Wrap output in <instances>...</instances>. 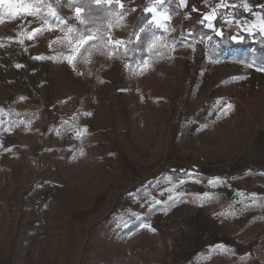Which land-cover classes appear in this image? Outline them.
I'll return each instance as SVG.
<instances>
[{"label":"rangeland","instance_id":"obj_1","mask_svg":"<svg viewBox=\"0 0 264 264\" xmlns=\"http://www.w3.org/2000/svg\"><path fill=\"white\" fill-rule=\"evenodd\" d=\"M209 1L207 12L222 4ZM168 2H178L177 19ZM132 4L146 7L150 21L157 16L160 26L152 23L164 35L153 45L169 52L159 64L145 60L146 66L144 61L132 70L127 62L112 58L92 64L89 53L74 70L64 58L68 50L53 41L62 40L66 29L80 22L75 10L51 4L56 18L45 23L24 13L8 16L0 6V264H262L254 248L264 247V206L242 209L252 203L253 195L257 205H264V72L212 60L205 54L209 36L182 35L183 19H192L186 15V0L183 6L181 0L117 3L119 8ZM41 12L47 14L48 8ZM226 14L220 13L214 29L205 28L211 34L220 31L219 21ZM176 23L178 38L186 41L180 47L175 44ZM41 27L39 36L27 38ZM124 34L108 31V37L122 42ZM237 65H242L240 76ZM226 77L229 82L219 83ZM202 79L209 80L206 92L212 95L205 100L196 98ZM238 79H243L241 86L231 85ZM146 94L149 107L140 117L148 119L149 128L157 115L152 98L164 99L161 106L166 109L156 127L159 153L151 163L123 167L104 160L102 165L92 145L74 141L80 128L98 135L115 129L121 135L126 128L133 132L138 111L132 110V126L125 127L123 110L115 111L114 105L117 99L129 104ZM217 101L231 103V112L224 115ZM204 106L210 109L207 124L221 145L259 143V151L255 146L248 157L255 164L253 171L220 185L168 178L157 191L156 181L165 175L158 162L168 137L175 126L177 130L194 123ZM112 115L118 122L114 127ZM112 145L121 152L125 147L122 140ZM134 167L154 168L155 175L136 185ZM204 187L208 193L201 195ZM44 221L63 230L54 229L46 239L40 229ZM221 244L231 253H221L216 248ZM28 246L30 259L24 262Z\"/></svg>","mask_w":264,"mask_h":264},{"label":"crops","instance_id":"obj_2","mask_svg":"<svg viewBox=\"0 0 264 264\" xmlns=\"http://www.w3.org/2000/svg\"><path fill=\"white\" fill-rule=\"evenodd\" d=\"M175 1V0H169ZM192 3V7L197 12H202V9L207 12L211 9V5L207 8L209 0H205L203 7L195 8L194 3ZM187 4V0H186ZM247 5V9H245L244 5ZM176 5L179 7L178 2ZM235 6L241 7L246 15L238 22L236 27L235 36L237 37L234 42H239L242 40V34H254L259 33L262 37H264V33H260L258 28H252L253 24H258L261 19H264V0H224L223 4H218L215 7L216 18L220 15V13H224L225 11H229ZM186 7V6H185ZM213 12H207L204 15L210 14ZM203 15V17H204ZM207 26V21H204ZM214 22V20H213ZM247 28V30H244ZM224 66V65H221ZM229 67V65H226ZM239 71L236 76H240L242 74L241 69L242 65L234 66ZM244 67V66H243ZM246 67V66H245ZM252 68V67H249ZM243 79H238L237 82H232L231 85L241 86V82ZM203 82L205 84L203 85ZM209 80L202 79V90L200 94L196 95V98L199 100L203 98V100L207 99L208 96H212L209 92H206V87L208 86ZM229 82V77L224 79H220L219 83ZM231 97V96H230ZM135 98V97H134ZM142 99V100H139ZM148 94L140 95L138 100H134L129 104L120 99L116 100V104L114 105V110H123L124 117L122 118V122L125 127L132 126L130 119L131 113L134 111H138V116L134 122L135 129L128 131L126 130L119 135L117 132H102L98 135L96 131H86L84 128H80V133H77L75 136L77 138L74 140L77 144H82L83 142L92 145V150L94 153V158L97 160H102V165H105L104 160H109L112 165L116 161V165L124 166H133L136 164L142 165L151 163L156 159V155L158 152V145L160 143L159 130L156 128L160 125L165 119L164 111H166L165 106H161L164 99L152 98V103L155 106L157 115L155 117L154 123L149 128V122L147 118H141V111L145 110L149 107L148 104ZM176 98L170 101V109L174 103ZM212 100L209 98L208 101ZM125 102V104H124ZM139 103V105H138ZM197 103V100L196 102ZM205 104V102H203ZM203 104V105H204ZM193 106V105H192ZM205 110L202 115L195 118L194 123H190L188 125L179 126L176 130V126L172 131L170 137L166 141L164 145V157L158 164L164 169L165 175L160 180L156 181L158 183L157 191L162 189L163 184L170 178L173 182L180 180H187L189 183H218L220 185L222 183H227L231 179L237 177L239 174H246L247 172L253 171L254 163L249 161L250 152L255 149V146L259 143L251 144L250 147L246 146H235V145H221V140L217 139L213 136V127L211 124H207V114L210 111L207 106H204ZM129 116V117H128ZM211 119H208L210 122ZM118 122L115 121V115H112L110 118V124L114 127ZM183 128V132L181 134V130ZM78 132V131H77ZM118 140L124 141L125 147H123L121 152L117 150L118 146H113L114 142ZM111 144V148L108 149V144ZM106 145V146H105ZM259 151V147L256 146ZM93 155V154H92ZM200 158H203V162L200 163ZM158 165V166H159ZM255 171V170H254ZM240 176V175H239ZM155 183V182H154ZM188 189V188H187ZM207 187L201 189L202 193L205 191ZM240 193V192H239ZM237 193L236 196H239ZM241 195V193H240ZM235 196V195H234ZM40 229L44 230L42 234L46 239L52 236V231L61 229L60 226H55L51 222H42ZM28 234H26L27 236ZM49 239V238H48ZM33 241V239H31ZM31 241V242H32ZM11 240L8 239V243ZM32 245V244H30ZM28 252V253H27ZM30 253V246L26 248V255ZM5 254V252H3ZM13 255V254H12ZM29 257L24 259V262L29 261ZM14 258L12 257L11 261L13 262Z\"/></svg>","mask_w":264,"mask_h":264},{"label":"trees","instance_id":"obj_3","mask_svg":"<svg viewBox=\"0 0 264 264\" xmlns=\"http://www.w3.org/2000/svg\"><path fill=\"white\" fill-rule=\"evenodd\" d=\"M54 7L63 6L68 11H74L76 7L81 9V19L86 23L77 24L75 29L77 33L85 28H90L96 35L103 36V40L89 41L94 44L89 52L91 55V63L96 64L107 58H112L128 63L129 70H132L135 65H139L145 60H151L153 64H159L163 58L169 57V52L161 45H153L154 41L164 35L163 31L156 28L153 23H150L151 13L146 12L144 6L132 4L124 8H119L116 0H112L111 4L97 5L95 0H48ZM205 0H187L186 15H189L191 20L182 21L181 34L190 35L192 38L211 37L205 44V54L212 60H219L224 63L242 64L246 67L247 63L255 60L256 65L264 64V37L259 33L251 35L242 34V40L234 42L232 36L236 31V27L229 25L226 28H221L222 36L211 34L205 28L203 20L204 11H193L192 3L197 7H203ZM168 9L172 17L176 19L180 15V8L168 2ZM217 26V18L214 21ZM112 28L115 32L124 30V43L116 48L109 56V52L114 48L107 45L108 31ZM176 30V47L185 44L184 39L177 36L179 29L178 23L174 26ZM187 37V38H190ZM189 43V42H188ZM164 52H168L165 54ZM83 61V60H81ZM80 62V61H79ZM254 68V67H252ZM255 257L264 264V247L254 248Z\"/></svg>","mask_w":264,"mask_h":264},{"label":"snow or ice","instance_id":"obj_4","mask_svg":"<svg viewBox=\"0 0 264 264\" xmlns=\"http://www.w3.org/2000/svg\"><path fill=\"white\" fill-rule=\"evenodd\" d=\"M119 0H117V3ZM95 3L97 5H104V4H111L112 0H95ZM185 4V0H181V6ZM223 4V0H222ZM0 6H3L5 13L8 16L11 17H16L20 13H24L25 15L28 16H34L36 19H39L41 21H44L45 23L48 22L49 17L56 18V13L52 9V5L49 3H46V0H35L34 3H27L25 0H0ZM47 7L48 8V13L43 14L41 12V9ZM245 9H247V5H244ZM155 13V10H151ZM195 11V9H193ZM75 13H76V19L80 21L81 24H85L86 22L81 19V9L79 7L75 8ZM216 19V14H215V8L213 9V12L207 15H204L203 20L207 21V27L209 28H215L213 25V20ZM155 22L157 27L160 26V21L158 20L157 16L154 14L153 15V20L150 21ZM223 23H229L228 21H224ZM252 28H258L260 33H264V19H261L258 24H253L251 26ZM244 30H247L245 28ZM43 31V28H34L30 33L27 34V38L29 40L34 39L35 37L39 36ZM215 35L216 36H222V32L219 30H215ZM211 39V37H209ZM233 40H236L237 37L233 36ZM97 40H103V36L101 35H96L95 32H93L92 29L90 28H85L77 33L76 29L72 28H67L66 29V35L62 40L58 41H53V43H59L61 44L65 49L68 50V55L64 58H66L67 62L70 65H73L74 70H75V63H78L81 60H85V53L89 52V50L92 47H95L94 44H90L89 41H97ZM20 43H23V41H19ZM124 42L120 40H113L111 37L108 38L106 41L107 45H114L112 51L109 52V56L112 55V52L116 51V48L121 46ZM51 47V45H50ZM34 59H44V57H34ZM247 63L248 67H254L255 70L264 72V64L262 65H256L255 60L251 62H245ZM147 62L145 61V66ZM17 67H20V65H17ZM217 104L220 106V110L224 113V115H228L232 108L233 105L231 103L227 102H220L217 101ZM90 115V113H88ZM9 129H5V131H8ZM10 151V149H8ZM159 203V202H158ZM254 206H264V205H257V200L256 197L253 195L252 196V203L245 205V207L242 209V211H250ZM216 248L221 252V253H231V249L226 248L224 245H217ZM215 254V253H214ZM241 259H244V257H241Z\"/></svg>","mask_w":264,"mask_h":264},{"label":"built area","instance_id":"obj_5","mask_svg":"<svg viewBox=\"0 0 264 264\" xmlns=\"http://www.w3.org/2000/svg\"><path fill=\"white\" fill-rule=\"evenodd\" d=\"M245 15L246 13L241 7L235 6L220 19V25L218 28H226L229 25L236 26ZM224 21H228L229 23H223ZM132 171L136 185H141L142 183L147 182L155 175V170L151 167H134Z\"/></svg>","mask_w":264,"mask_h":264}]
</instances>
